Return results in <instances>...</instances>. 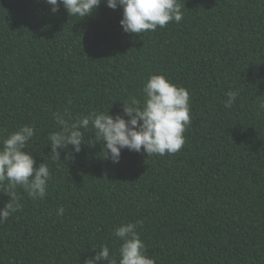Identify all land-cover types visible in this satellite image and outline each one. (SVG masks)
Returning <instances> with one entry per match:
<instances>
[{
    "label": "trees",
    "instance_id": "1",
    "mask_svg": "<svg viewBox=\"0 0 264 264\" xmlns=\"http://www.w3.org/2000/svg\"><path fill=\"white\" fill-rule=\"evenodd\" d=\"M177 2L179 24L139 35L105 0L81 20L44 0H0V136L33 126L28 150L51 173L42 200L17 188L23 207L0 224V264H84L102 244L118 258L113 230L137 220L155 264H264V0ZM152 74L189 92L179 152L124 149L114 164L89 127L74 161L54 157L53 113L122 114Z\"/></svg>",
    "mask_w": 264,
    "mask_h": 264
},
{
    "label": "clouds",
    "instance_id": "2",
    "mask_svg": "<svg viewBox=\"0 0 264 264\" xmlns=\"http://www.w3.org/2000/svg\"><path fill=\"white\" fill-rule=\"evenodd\" d=\"M55 14L60 7L68 16L82 18L91 15L101 0H44ZM106 6L113 10L120 8L122 18L119 24L122 31L131 34H143L164 28L170 22L179 24L183 11L177 0H105ZM143 101L129 97L123 102L122 114L114 116L108 112L91 111L87 116L73 119L67 112L61 116L53 113L58 131L48 136L50 151L64 164L74 161L75 154L81 151L84 143L82 129L93 130L90 137L92 145L103 146V159L119 163L124 149L147 156L175 154L184 143V132L191 124L190 96L184 88L172 84L161 74L150 75L142 88ZM238 92L226 94L224 106L230 107ZM257 113L264 115V101L259 102ZM33 126L23 125L15 131L0 136V194H7L9 199L0 207V224L12 214L22 209L21 198L17 188L26 191L32 200H42L48 189L51 173L46 163L37 164L28 144L33 139ZM59 150V151H58ZM61 152L64 158L61 160ZM57 216L64 214L61 206L56 210ZM142 221L121 223L113 230L114 237L120 241L117 249L118 258L110 255L106 244L100 246L95 255L84 261V264H155L154 259L146 253V246L137 227Z\"/></svg>",
    "mask_w": 264,
    "mask_h": 264
}]
</instances>
